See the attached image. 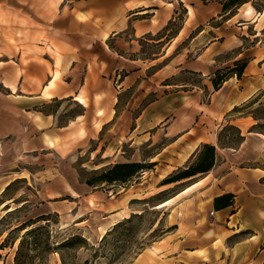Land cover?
Instances as JSON below:
<instances>
[{"label":"crops","instance_id":"0c3cea01","mask_svg":"<svg viewBox=\"0 0 264 264\" xmlns=\"http://www.w3.org/2000/svg\"><path fill=\"white\" fill-rule=\"evenodd\" d=\"M179 3L191 27L187 37L198 52L176 65L179 70L197 73L201 81L161 84L162 80L161 85L175 86L174 89L144 102L149 93L141 90L146 78L160 73L164 65L156 67L149 76L146 72L163 59H176L173 54L177 46L173 43L184 31V25L171 36H154L173 19ZM223 4V0H0L1 146L11 137L16 138L20 152L52 153L66 158L98 138L104 128L111 131L108 126L117 115L118 103L123 104L121 115L133 103L134 107L142 105L133 116L132 126L122 133L123 138L116 136L117 142L154 148L148 157L152 169L144 172L147 176L142 175L147 179L143 185L138 182L127 187L120 183L117 189L109 184L112 188L103 191L83 182L88 190L79 191L59 172L53 175L49 186H41L37 195L54 212L65 217H72L75 212H92L100 215L101 223L108 228L137 211L136 202L181 185L173 195L156 204L168 201V206L162 208L177 211L181 199L197 192L195 199H207L205 212L209 216L202 228L212 236L203 241L204 248L188 250L186 242L174 241L173 234H166L154 242L152 249L162 253L168 246L169 254L200 251L188 258L187 264L264 262V133L251 113H233L264 90V47L251 54L240 77L228 72L245 53L243 48L232 50L239 36L259 37L264 27V7L255 9L249 3H241L228 15L229 8L223 9ZM232 19H236L239 31L251 28L253 34L231 29L227 23ZM128 29V37L121 38ZM192 29H196L194 34ZM140 39L155 44L165 42L152 59L124 55L117 50L120 42L133 47ZM147 60L151 61L149 65H145ZM208 62L217 65L210 67ZM224 67L226 78L215 89L211 76L215 77ZM206 75L208 79L204 78ZM130 89L133 91L128 92ZM203 89L206 101L201 96ZM138 91L140 94L136 95ZM52 102H74L80 109L69 107L61 115L58 109H48ZM226 124L235 126L241 136L235 148L218 144L217 128ZM107 131L106 136H110ZM113 141H108L103 149L91 150L92 155L99 154L100 166L139 162L123 149L116 152ZM202 144L215 146L211 169L162 184L170 173L191 163ZM152 172L156 174L154 191L150 186ZM228 193L233 195L232 203L215 209L213 199ZM75 220L80 224L85 219L79 215ZM176 230L180 231L179 224ZM213 243L217 244L211 246Z\"/></svg>","mask_w":264,"mask_h":264},{"label":"rangeland","instance_id":"374dc122","mask_svg":"<svg viewBox=\"0 0 264 264\" xmlns=\"http://www.w3.org/2000/svg\"><path fill=\"white\" fill-rule=\"evenodd\" d=\"M244 3L251 4L255 9L264 7V0H251ZM239 7H241V3H237L236 6H231L228 15H231L236 8ZM216 23H218V21L212 22L210 25H215ZM227 24H229L228 26L231 29L239 33L244 31V34H253L251 28H243L239 31V29H237L238 24L236 19H232ZM183 25L185 27L184 31L173 43L177 46L173 54L177 55L176 59L171 60V56L163 59L146 72L149 76V73L156 67L164 65L160 73L146 78L147 82L145 87H142L141 90H148L149 93L146 95L144 102L152 99L155 94H161L163 91L172 90L175 87L161 84L184 81L194 84L200 83L202 78L200 75L188 70H179L176 65V62H180L181 64L185 58H192V55L198 52L196 49L197 46L190 44V37H187L190 36L189 31L191 27L189 21H186V12L181 3L177 5L173 19H171L161 32L154 37L164 34L171 36L176 33L179 28L183 27ZM166 30H168V32H166ZM130 31L131 30L128 29L127 32L121 34L120 37L127 38L128 34L131 33ZM195 32L196 29H192V34ZM259 34V37H252L253 39L248 36H239L237 42H232L235 44L234 46H236L232 49L233 51L240 48L245 49L243 58L241 57L240 61L247 62L255 50L264 47V27L259 31ZM147 38L148 36L145 39ZM113 41H115V39ZM164 42L165 41L155 44L140 39L139 42L134 43L133 47H129L120 42L118 44L122 49L120 50L119 47L117 50L124 55L152 59L161 51L163 47L162 43ZM187 49L190 50V53ZM219 57L220 56L215 57L214 61ZM211 60L212 58L210 61ZM150 63L151 61L147 60L145 65H149ZM208 63L210 67L217 65L214 62ZM180 64L179 66H182ZM225 68L226 67L221 68L219 73H215V76L225 75L227 73V71L224 70ZM175 73L177 75H173ZM207 77L208 75L204 78L208 79ZM211 77L213 78V76ZM162 80L164 81L162 82ZM153 86L156 91H154ZM132 91L133 90L130 89L128 92ZM139 94L140 92L138 91L136 95ZM201 96L203 97V101H206V90L203 89L201 91ZM122 105L123 104H117V108H119L117 110V115L108 126V130L111 131H107V129L104 128L100 132L98 138L89 142L81 151H75L71 156L66 158L57 157L52 153L20 152V146L15 144L16 138L11 137L7 138L2 146L0 145V264H15L14 258L20 237L27 229L40 225L45 226L48 230V241L47 243L45 242L43 233L39 232L37 234V249L35 251L28 250L27 253H25V262L27 264H62L59 252H62L68 264H85L86 260L89 261L88 264H187L188 258L192 255L200 254V251L189 252L187 250H180L179 252L169 254L171 249H169L168 246L166 247V251L157 253L158 249L151 248L154 242L158 241L166 234H173L174 241L183 240L186 242L189 246L188 250L196 247L204 248L206 244L203 241L212 236L210 235V231L206 228H202V224L206 223L209 216V212H205V203L207 199H195L197 192H192L181 199L180 207L177 211L174 210L171 212L169 209L154 208L161 198L173 195L181 185H174L161 194L141 202H136L135 205L139 208L137 211L131 213L130 216H132V221L110 233V235L106 237L105 244H101V238L106 235L107 232H110L116 223L107 228L101 223L100 215L94 216L92 212L85 211L75 212L72 217L60 216L59 213L53 211V208L48 202L42 201L38 197L37 191L40 187H48L50 179L58 172L63 175L65 179L70 181L77 190H88L83 182L86 179L93 178L95 174L107 166H100L99 154L92 155L91 150L95 147L103 149L108 141L111 142L114 140L113 147L116 152L123 149L129 154V157L148 165V157L153 155L154 148L145 146L137 148L134 145L127 146L125 143L122 145L117 142L118 138H116V136L123 138L122 133L126 132V130L132 126L131 122L133 116L142 104L139 107H134L133 103H131L126 112L121 115L120 108L123 107ZM69 107L75 111L80 109L78 104L74 102H64L62 104L52 102L48 106V109H58L62 115V112L68 110ZM233 113L234 115L251 113L258 120V129L264 133V90H259L251 99H248L240 107H237ZM96 124L94 128L98 126V122ZM217 130L221 145L233 148L239 145L241 138L235 126L226 124L223 128L219 126ZM106 131L110 132V136H106ZM202 153L203 148L201 149L200 147L196 157L191 163H186L184 167L192 165ZM150 169L152 168L141 170L136 177L132 178L125 185L128 187L130 184L134 185L138 182L142 183L140 185L145 184L147 179H144L142 175L145 176L147 173L144 175V172H148ZM149 175L152 177L150 186L152 191H154L152 183L156 180L155 177H153L156 174L152 172ZM161 175H163V172L160 176ZM96 185L98 189L103 191L112 188L106 183H97ZM112 185H115L117 189H119V185L121 186L120 183ZM115 191L116 190H114V192ZM192 210H196V212H189ZM79 215H83V219L85 220L77 224L79 220L73 221V219ZM123 219L120 221H123ZM178 224L180 231L177 232L176 228ZM23 227H25V229ZM72 235H80L85 239V242L76 243L70 248L59 246L63 240ZM217 243H213L211 246ZM203 244L204 246H202ZM212 248H216V246ZM93 249L99 250L96 256H93ZM201 253H203V251H201ZM253 264L258 263L255 262ZM262 264H264V262Z\"/></svg>","mask_w":264,"mask_h":264},{"label":"trees","instance_id":"16d2710c","mask_svg":"<svg viewBox=\"0 0 264 264\" xmlns=\"http://www.w3.org/2000/svg\"><path fill=\"white\" fill-rule=\"evenodd\" d=\"M223 9L230 8L231 6L237 5V3H244L251 0H223ZM246 66V61H238L235 63L234 67L229 69L228 72H233L237 77H240L244 67ZM227 72V73H228ZM220 76V75H218ZM215 76L211 78V82L215 89H218L220 84L225 80L226 75ZM241 138V136H240ZM218 144L221 145V140L218 136ZM203 148V153L198 156L196 161L192 165H188L184 168H178L177 170L170 173L166 178H164L162 184H170L182 179L191 177L200 172H206L211 169L214 165L215 159V146L211 144H202L201 149ZM152 167V164H143L140 162H125V163H114L107 165L106 168L102 169L100 172L95 174L93 178L86 179L84 183L88 186L96 185L97 183H106V184H115V183H127L134 176H136L141 170ZM233 195L223 194L217 196L213 199V206L215 209H220L226 207L232 203ZM132 221V216L119 221L114 225V227L107 232L101 238V244H105L106 237L110 235L116 229L125 226L127 223ZM30 226V225H29ZM25 229V227H23ZM43 233L45 242L47 243L49 233L45 226H35L33 228L27 229L24 234L20 237L18 248L15 254L14 262L15 264H27L25 262L27 251H35L38 247V233ZM85 239L80 235H72L63 240L59 246L61 247H73L76 243H84ZM98 249H93V256H96ZM61 257L62 264H68L62 252H59ZM89 261L86 260L85 264H88ZM92 263V262H91ZM94 263V261H93Z\"/></svg>","mask_w":264,"mask_h":264},{"label":"bare ground","instance_id":"6f19581e","mask_svg":"<svg viewBox=\"0 0 264 264\" xmlns=\"http://www.w3.org/2000/svg\"><path fill=\"white\" fill-rule=\"evenodd\" d=\"M189 188H191V187H189ZM183 191H184V190H183ZM186 191L188 192L189 190L187 189V190H185V192H186ZM168 204H169L168 201H164V202H162V203L156 205L154 208H156V209H160V208H162V207H166V206H168Z\"/></svg>","mask_w":264,"mask_h":264}]
</instances>
